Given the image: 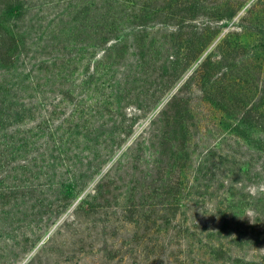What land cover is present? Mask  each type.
<instances>
[{"label":"rangeland","instance_id":"rangeland-1","mask_svg":"<svg viewBox=\"0 0 264 264\" xmlns=\"http://www.w3.org/2000/svg\"><path fill=\"white\" fill-rule=\"evenodd\" d=\"M28 1L20 16L6 17L18 27L33 26L28 65L18 66L31 68L34 83L24 72L10 71V78L28 85L14 94L37 105L45 101L46 108L70 91L71 100L84 105L79 125L61 132L73 137L71 156L64 157L82 161L77 166L87 186L67 208L47 201L31 211L5 205L0 264H264V128L258 121L264 107V0H192L197 22L191 61L180 49L190 30L178 34L161 22L165 0ZM138 9L150 14L146 29H133ZM172 54L175 69L168 67ZM181 87L187 131L180 132L172 158L171 143L161 142V112L176 111L167 106ZM32 105L24 116L32 123L21 129L43 153L59 112L73 103L56 107L52 123L43 119L49 107L44 112ZM49 154L63 160L59 151ZM94 160L101 161L97 171ZM156 161L172 164V178L180 183L178 219L170 228L167 220L124 225L125 181ZM75 170L71 164L65 177ZM109 170L120 173L117 185L123 188L102 199L89 195ZM153 173L164 175L156 168ZM82 200L87 209L79 208ZM220 243L224 252L217 259L213 250Z\"/></svg>","mask_w":264,"mask_h":264},{"label":"trees","instance_id":"trees-1","mask_svg":"<svg viewBox=\"0 0 264 264\" xmlns=\"http://www.w3.org/2000/svg\"><path fill=\"white\" fill-rule=\"evenodd\" d=\"M26 6H29L28 0H0V210L5 205H8L14 207L17 211H31L42 207L45 201L54 207H58V209L61 207L67 208L84 191L87 184H83L84 179L80 178L83 167L79 168L77 166L78 162L82 161L72 162L70 161L72 160L71 158H68L69 160L65 158L72 151L70 141L73 137L70 134H63L61 131H66L68 127L71 128L69 126L70 123H76L74 127H77L76 125H79L80 120L83 118L81 116L85 109L82 103L71 100L70 91L63 92L65 96H62L60 103L49 104L46 108H41L46 106L45 101L40 100V105H37L30 98L14 94V91H23L28 86L18 79L13 80L10 78L9 72L19 71L18 65L20 61H24L28 65L29 49L32 48L30 42H28L30 38L28 36L32 32L31 28L33 26L23 25L18 27L15 24H11L8 20L6 21V17L14 12L13 15L19 14L20 16L22 9ZM194 7L195 1L192 0H165L164 7L158 11V14L165 18V21L161 22L172 26L173 31L178 34H181L184 29L190 30L188 33L191 34V37L186 40L187 42L184 46L180 47L187 61H191V53H195L194 48H196L194 33L197 19L190 15ZM143 8H146V6ZM138 17L140 19L133 23V29H146L150 26L148 25L150 22L148 19L150 14L148 12H143V9L139 11L138 9ZM41 41L45 40L42 38ZM197 52L196 57L203 52V49L200 48ZM176 55L168 56V67L176 68V64H178ZM21 72L26 74V81L28 82L35 77L32 75L34 72L30 67ZM193 77L194 75L191 76V78ZM30 83L33 84L34 82ZM182 87L173 95L169 101V106H167V109L168 107H175L176 111L172 115H165L166 110L161 112V116L166 118L164 120L165 130L161 135V142L171 143L169 146L174 151L172 158H174L178 143L181 141L180 132H183V128L187 131V126L185 127L181 113L184 112L181 110L182 102L180 100L182 89H184ZM70 101L73 105L70 106L69 111L59 112L63 115L60 116L61 119H58L56 123L54 122L55 125L48 131L47 137H44V151L39 153V150L35 148L40 143L28 140L26 135H23L24 131L21 128L26 124L32 123V121L25 123L27 118L25 119L24 116L26 115L27 117V113L33 110L32 103L39 109H44V112L49 107L51 111L45 113L47 117L43 119L45 122L52 123L50 118L53 114L58 115V108L60 106L64 108L63 105H68ZM91 114H93V110L89 109L86 115L90 118ZM249 116H251V111L245 113V119L249 120ZM258 121L260 122L259 126L264 128V107ZM30 130L33 131V128ZM38 135L42 137L43 134L39 132ZM183 141H185V138ZM53 150L55 152L59 151L60 157L61 155L63 156V160H51L49 153ZM158 158L160 159V157ZM94 161L95 163L92 164V167L96 171L102 168L99 163L101 161ZM71 164H74L76 168L74 175L65 177L64 171ZM170 166L166 167L160 161H156L152 162L146 168V172L141 175L137 172L131 176L130 173V177L125 181L124 191L121 195L124 198L126 197V200L124 199V214L120 220L124 222V225L131 224L140 227L146 222L165 224L163 221L167 220L165 225L170 228V223L178 219L179 201L177 191L180 183L175 178H172L174 176L172 175V164ZM117 167L119 166H114L113 169L116 170ZM153 168L162 170L164 175L152 177L154 175ZM120 180V173H114V171L109 170L101 177L89 195L98 197L97 199L106 198L109 195L112 196L117 188H123V185H117ZM87 206L90 205L86 200H82L79 204V208H86ZM218 234L221 235V233ZM215 246L216 249L213 252L217 259H221L220 255L224 252L223 244L220 243V245Z\"/></svg>","mask_w":264,"mask_h":264}]
</instances>
